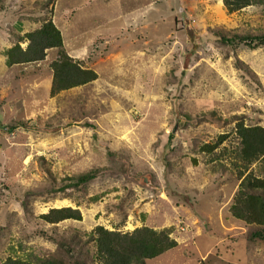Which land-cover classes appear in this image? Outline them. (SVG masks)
Returning <instances> with one entry per match:
<instances>
[{"label":"rangeland","instance_id":"rangeland-1","mask_svg":"<svg viewBox=\"0 0 264 264\" xmlns=\"http://www.w3.org/2000/svg\"><path fill=\"white\" fill-rule=\"evenodd\" d=\"M33 4L4 1L0 38L40 24L42 11ZM52 8L65 47L99 76L52 97L50 60L8 67L0 54V180L9 185H1L0 225L7 228L13 210L21 216L14 234L0 232V261L26 257L35 248L54 250L55 244L39 238L36 228L57 238L70 227L85 235L98 225L123 232L147 225L174 228L172 236L180 243L147 264H264V247L247 251L245 241L240 243L245 224L226 219L230 192L239 182L236 171L225 158L227 173L221 174L218 161L198 149L234 123L224 124L214 114L197 116L196 105L215 93L219 99L211 108L219 109L220 116L245 113L248 125H264V48L243 46L238 53L259 76L260 87L242 76L234 58L224 57L223 45L210 31L264 33V8L228 13L223 0H49L45 13ZM3 40L1 50L8 46ZM56 56V50L49 52ZM188 93L202 97L194 104L191 97L181 98ZM234 143L230 139L225 145ZM110 149L116 160L107 156ZM93 169L97 175L84 184L88 195L113 192L91 202L77 197L73 188L62 189L68 182L76 184L78 173ZM49 189L56 193H46ZM27 190H32L30 208L36 214L78 207L82 221L66 220L55 232L41 223L28 229ZM124 197L126 217L116 206ZM224 237L229 241L223 243Z\"/></svg>","mask_w":264,"mask_h":264},{"label":"trees","instance_id":"trees-1","mask_svg":"<svg viewBox=\"0 0 264 264\" xmlns=\"http://www.w3.org/2000/svg\"><path fill=\"white\" fill-rule=\"evenodd\" d=\"M4 1L6 0H0L2 9L5 8ZM223 3L228 13L238 12L254 5H260L264 8V0H223ZM48 5L49 0H34L33 6L39 7L42 11L41 15L43 17L38 22L40 24L26 32L17 31L10 35L4 33L0 39H4L5 46H8L2 50L0 49V54L4 56L5 64L8 67L20 65L25 67L50 60L52 73L50 94L53 97L63 91L80 88L95 81L98 74L93 69L85 68L80 59L77 60L70 54L69 49L65 47L62 30L52 19L53 8L49 11L50 14H48V11L45 13ZM210 31L218 37L219 44L223 45L224 57L234 58L242 76L249 83L254 82L262 87L257 73L238 56V53H240L243 46L253 50L264 48V33L262 31L256 34L241 33L238 30L220 28H210ZM52 50H56L57 57H49V52ZM215 74L217 75L216 72ZM173 83L175 84V82ZM190 97L193 98L192 102H196L202 95L188 93L181 98ZM218 97L219 95L214 93L211 99L205 95L203 97L205 100H202L203 104L198 101L196 103L199 109L197 116L204 117L208 114H214L224 124H234L229 131L218 134L214 140L202 142L198 149L201 153L211 155V162L218 161L224 169H222L221 174L227 173L226 167L222 164L225 158L226 160L229 159L228 161L232 165L229 169L236 171L234 172L236 174L235 181L239 182L231 202L226 208V219L227 221L229 219L232 222L245 224L248 230L245 238L240 239V243L245 241L246 250L253 246L256 251L261 249L258 248L259 246L264 247V125H248L247 123L251 119L245 113H231L220 116L219 109L211 108L214 102L219 99ZM204 104H206L205 107ZM185 115H188V113ZM188 117L191 118V116ZM14 128L12 126L11 129ZM170 137L173 138L174 135L172 134ZM230 139H234L236 143L229 148L225 145V142ZM127 149L130 150V148H126V150H118V153L127 152ZM113 151L110 149L106 152L111 161L116 160L118 157L114 155L116 152ZM119 157L125 158L124 155ZM127 158L126 161H128ZM191 160L194 165H197L198 160L196 158H191ZM253 165H255L254 168ZM147 170L148 168L145 169V171ZM47 171L50 177L55 179L49 168H47ZM97 173V169L78 173L76 184L68 182L67 180L70 179L65 176L66 180L63 179V181L68 183L62 189L73 188L79 193L77 197L80 199L98 202L103 196L113 191L107 189L101 193L93 194L91 197L88 195V190L84 188V184L93 180ZM228 177L231 180L232 177L234 178L232 175H228ZM1 185L9 188V185L0 180V190L3 188ZM115 190H117L116 187ZM31 191H26L27 196L23 200L24 217L26 219L24 221L31 225L28 229L34 230V225L38 227L41 223L52 225V230L55 232L56 228H59L58 225L66 220L82 221V212L78 207H54L46 213L36 214L30 208V204L34 203V199L31 198L33 194ZM49 192H53V195L56 193L54 189H49L46 193ZM44 194L45 192L42 193V195ZM125 197L116 206L118 205L121 215L125 214L126 217L128 210H126L127 206H124ZM82 204L83 201L78 203V206ZM122 207L123 211L121 210ZM20 217L17 210L11 211L7 219V228L0 225V232L5 229V231L14 234V228L19 225ZM173 229L163 228L158 230L143 225L132 231L123 232L98 225L93 230L85 231V235H83L76 227H70L66 229V233L59 234L60 236L56 238L53 233L47 232L44 228H36L34 230L35 234L43 241L53 242L56 246L55 249H48L49 252L44 253L43 251H37L35 248L33 251L28 252L26 257L8 256L5 260L0 261V264H147L148 260L179 247L177 240L172 236ZM23 236L28 239L26 235L23 234ZM19 245L21 250H24L23 244Z\"/></svg>","mask_w":264,"mask_h":264},{"label":"crops","instance_id":"crops-1","mask_svg":"<svg viewBox=\"0 0 264 264\" xmlns=\"http://www.w3.org/2000/svg\"><path fill=\"white\" fill-rule=\"evenodd\" d=\"M86 43H87V40H86ZM84 44H85V41H84ZM57 57V56H56ZM77 58H79V57H77ZM80 59V58H79ZM52 61V60H51ZM86 61V60H85ZM87 65H89L88 63H87V61L85 62ZM83 66H84V63H83ZM85 67V66H84ZM85 68H88V67H85ZM90 69H92V68H90ZM94 70V69H93ZM96 71V73L98 74V72H97V70H95ZM52 74V73H51ZM98 76H99V74H98ZM236 111H238L237 109H236ZM255 167V165H253V168ZM236 185H234V189L230 192V200L232 199V195H233V193H234V191H235V187ZM231 202V201H230ZM229 202V203H230ZM229 205V204H228ZM227 208V207H226ZM230 225V224H229ZM228 225V226H229ZM174 233V232H173ZM172 233V234H173ZM176 239V238H175ZM177 240V239H176ZM227 241H229V239H225V237L223 238V243H225V242H227ZM178 242V241H177ZM178 244L180 245V243L178 242ZM193 244H194V241H193ZM252 245H254V244H252ZM245 249H246V246H245ZM248 251V250H247ZM247 259V258H246ZM237 263H239V264H242V263H240V261H237V262H235V261H233V262H230V263H228V264H237ZM247 264H250L249 262H247Z\"/></svg>","mask_w":264,"mask_h":264},{"label":"water","instance_id":"water-1","mask_svg":"<svg viewBox=\"0 0 264 264\" xmlns=\"http://www.w3.org/2000/svg\"><path fill=\"white\" fill-rule=\"evenodd\" d=\"M177 127H178V125H176V126H175V128H174V130H173L174 132H176V130H177Z\"/></svg>","mask_w":264,"mask_h":264}]
</instances>
